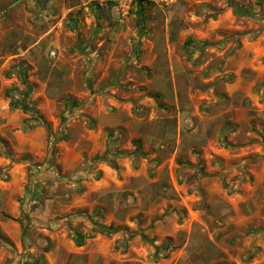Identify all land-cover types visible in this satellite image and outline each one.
<instances>
[{"label":"rangeland","instance_id":"1","mask_svg":"<svg viewBox=\"0 0 264 264\" xmlns=\"http://www.w3.org/2000/svg\"><path fill=\"white\" fill-rule=\"evenodd\" d=\"M143 3L0 0V264H264V0Z\"/></svg>","mask_w":264,"mask_h":264},{"label":"trees","instance_id":"2","mask_svg":"<svg viewBox=\"0 0 264 264\" xmlns=\"http://www.w3.org/2000/svg\"><path fill=\"white\" fill-rule=\"evenodd\" d=\"M137 4H138V9H137V14H138V20H139V27L142 30L144 28V23H145V18H144V12H145V4L143 3V0H137ZM233 5V4H232ZM234 11L236 14L238 15H245L248 14L246 10L240 8L239 6L233 5ZM13 106L15 107H20L22 108L25 112H31L35 117L43 120V116L40 114V112L34 108H32L31 106H29L27 103L22 102V101H13ZM136 143H138L139 148L141 147V142L140 140L137 141ZM111 165L118 169V164L117 163H111ZM84 242V238L83 236L79 235L77 238V243L78 245H82Z\"/></svg>","mask_w":264,"mask_h":264},{"label":"built area","instance_id":"3","mask_svg":"<svg viewBox=\"0 0 264 264\" xmlns=\"http://www.w3.org/2000/svg\"><path fill=\"white\" fill-rule=\"evenodd\" d=\"M174 2V0H165L166 4H172Z\"/></svg>","mask_w":264,"mask_h":264}]
</instances>
